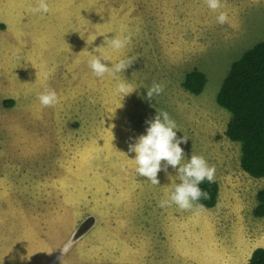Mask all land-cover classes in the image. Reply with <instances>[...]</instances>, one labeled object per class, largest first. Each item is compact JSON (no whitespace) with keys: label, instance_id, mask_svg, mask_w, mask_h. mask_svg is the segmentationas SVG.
<instances>
[{"label":"rangeland","instance_id":"rangeland-1","mask_svg":"<svg viewBox=\"0 0 264 264\" xmlns=\"http://www.w3.org/2000/svg\"><path fill=\"white\" fill-rule=\"evenodd\" d=\"M47 3L32 14L37 0H0V264H61L69 240L63 264H248L264 248V217L253 213L264 178L241 169L216 99L232 64L264 41V0H221L224 25L205 0ZM115 35L131 42L106 48ZM93 55L108 67L135 61L97 78ZM194 70L207 78L200 95L183 87ZM120 82L133 92L118 94ZM153 82L165 87L149 102ZM46 89L54 107L38 100ZM158 111L188 139L182 164L197 155L215 166V208H161L177 170L158 173L159 185L136 172L129 145Z\"/></svg>","mask_w":264,"mask_h":264},{"label":"clouds","instance_id":"clouds-1","mask_svg":"<svg viewBox=\"0 0 264 264\" xmlns=\"http://www.w3.org/2000/svg\"><path fill=\"white\" fill-rule=\"evenodd\" d=\"M208 8L213 12H218L217 22L224 25L229 22L227 12L220 11L224 5L221 0H205ZM29 11L32 14L44 13L51 11L47 0H37V5L31 7ZM131 42V37L127 36L121 38L115 35L112 39H105L106 48L115 51H121L127 47ZM104 48V47H101ZM135 60L133 58L121 59L118 63L112 64L108 67L102 62L99 56L93 55L88 61L89 67L97 78H103L105 75L116 77L117 73L124 72L132 65ZM164 85L162 83L153 82L147 88V98L149 102L164 92ZM118 94L127 96L131 94L132 86L126 82H120L117 85ZM38 100L42 107H54L59 103V97L55 90L46 89L45 92L38 96ZM149 125L147 134L141 135L134 144L129 145V152L136 154L135 159L132 160L136 164V172L139 176L146 177L153 185H159L160 181L157 178L158 173L164 171L167 173L168 167L171 166L178 172L177 179L179 184H173V191L170 198L162 200L160 207H170L175 204L181 211H196L204 209V205L199 203L201 199H210V194L204 191L200 185L207 180L209 183L215 182V166H210L203 156L192 155L190 161L183 163L184 149L180 146L186 144L188 139L185 136L177 137V125L172 120L166 111H158V114L153 120L146 121ZM162 162H166L162 168ZM171 179V177H169ZM73 246V241L69 240L63 248H61L63 258L66 253Z\"/></svg>","mask_w":264,"mask_h":264},{"label":"trees","instance_id":"trees-1","mask_svg":"<svg viewBox=\"0 0 264 264\" xmlns=\"http://www.w3.org/2000/svg\"><path fill=\"white\" fill-rule=\"evenodd\" d=\"M207 83L205 74L194 70L186 75L183 87L193 95H200ZM217 103L230 113L227 138L240 146V166L250 177L264 178V41L248 50L232 64L217 95ZM13 104L5 100L4 107ZM200 187L210 199L199 203L213 209L219 200L218 182L205 180ZM258 204L253 213L264 217V190L257 193ZM248 264H264V248L255 249Z\"/></svg>","mask_w":264,"mask_h":264},{"label":"crops","instance_id":"crops-1","mask_svg":"<svg viewBox=\"0 0 264 264\" xmlns=\"http://www.w3.org/2000/svg\"><path fill=\"white\" fill-rule=\"evenodd\" d=\"M61 214V213H60ZM169 228H171V230L169 231H175V230H172L173 228V225H167ZM171 226V227H170ZM172 239H174L175 237L174 236H171ZM174 241V240H173ZM174 243V242H173ZM127 246V245H126ZM120 248V247H119ZM127 249V248H126ZM253 252V251H252ZM252 252L250 253L248 259L251 257V254ZM140 258V257H139ZM189 259V258H187ZM133 260V261H132ZM249 261V260H248ZM127 262H130V263H136V256H134L133 258H128V261ZM126 261H124V264H128Z\"/></svg>","mask_w":264,"mask_h":264}]
</instances>
